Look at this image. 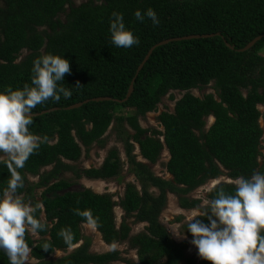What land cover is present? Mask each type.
Segmentation results:
<instances>
[{"label": "trees", "instance_id": "trees-1", "mask_svg": "<svg viewBox=\"0 0 264 264\" xmlns=\"http://www.w3.org/2000/svg\"><path fill=\"white\" fill-rule=\"evenodd\" d=\"M77 1L0 0V91L30 84L32 61L45 53L64 56L71 70L62 86L72 95L49 99L32 110L31 115L42 114L32 118L30 126L42 142L18 169L22 187L15 195L32 206L41 203L44 209L43 214L36 213L43 229L36 236L26 233L32 255L39 264L119 262L118 251L90 252L91 241L81 231L90 225L107 246L127 243L136 252L137 264H207L188 257L187 244H177L159 219L169 194L180 197L182 210L191 211L200 200L188 196L207 184L264 172V159L259 163L263 132L258 110L264 106V0H89L76 6ZM149 7L159 17L158 26L147 18L138 22L133 15ZM113 11L123 13L139 45L124 49L111 43ZM206 35L213 37L173 41ZM259 37L263 38L252 49L240 52ZM168 40L136 75L150 49ZM24 51L27 54L18 62ZM132 83L133 93L123 102ZM210 85L215 95L200 99L191 94ZM175 92L182 97L173 113L159 115L162 131L141 128L139 120L155 112L167 95L175 101ZM97 98L111 101L92 102ZM85 101L79 109L66 111ZM209 118L214 122L206 129ZM112 124L138 187L126 185L117 202L88 189L71 193V184L60 176L72 173L90 181L119 177L122 164L116 149L108 152L99 168L77 171L69 165L83 153L88 155L94 145L103 147ZM134 145L144 163L133 155ZM164 150L169 154L165 169L171 180L155 177L149 167L157 164ZM46 168L50 171L41 173ZM12 171L6 160L0 162V192ZM28 177L39 181L31 185ZM221 188L228 194L234 191L231 183L220 182L208 198ZM35 189H43L38 201ZM117 207L125 215L120 224L114 215ZM128 220L144 225L143 231L133 235ZM185 236L191 240L190 234ZM56 252L65 256L52 259ZM0 264H9L3 250Z\"/></svg>", "mask_w": 264, "mask_h": 264}, {"label": "clouds", "instance_id": "clouds-1", "mask_svg": "<svg viewBox=\"0 0 264 264\" xmlns=\"http://www.w3.org/2000/svg\"><path fill=\"white\" fill-rule=\"evenodd\" d=\"M133 15L141 23L146 18L154 26L160 23L150 7L143 12L137 9ZM108 31L116 47L128 49L140 43L139 37L126 27L123 13L112 12ZM66 74H71L69 61L64 56L45 53L32 61L30 84L0 91V162L6 160L13 168L12 178L0 192V250L9 264H39L26 242V233L36 236L43 229L36 213L43 214L44 209L41 203L32 206L15 195L22 187L18 169L42 142L30 131L32 110L49 99L59 101L61 95H72L62 86ZM230 183L232 194L221 188L212 198L206 194L213 192L219 181L203 187L197 194L199 207L185 213L186 230L180 234L177 225L171 232L179 239L190 234V244L207 264H264V172L236 177Z\"/></svg>", "mask_w": 264, "mask_h": 264}, {"label": "rangeland", "instance_id": "rangeland-1", "mask_svg": "<svg viewBox=\"0 0 264 264\" xmlns=\"http://www.w3.org/2000/svg\"><path fill=\"white\" fill-rule=\"evenodd\" d=\"M89 0H80L75 3L76 6H79L83 3L88 2ZM1 6V2H0ZM62 22H64V15L60 17ZM27 53L24 51L22 52V55L18 58V62L21 61L24 56ZM191 94L194 97L202 99L206 95H215L214 90L212 89V85H210L207 88H203L201 90H194L191 92ZM174 95L175 101H170V96L167 95L165 98L162 99L161 103L157 106V110L153 113L147 114L144 118H141L139 120V125L143 129H156L158 131H162L161 126L158 122V117L163 112H169L173 113L175 102L178 101L182 97V93H172ZM259 112L262 115V118L259 121L260 128L262 129L263 135L260 140V146H261V155L262 157L259 158V163H263L264 159V106L258 107ZM214 120L212 118L207 119V127L208 129L212 124ZM128 129V128H127ZM130 132V130L128 129ZM104 146L100 147L98 145H94L88 155H85L83 153L82 158L77 163H69L72 167H74L77 171H83L88 170L91 168H99L105 158L107 157V154L110 150L116 149L119 153V157L122 164V169L120 172L119 177L108 180V181H90L85 178L76 179L75 176L72 173H67L59 177V180H66L71 184V187L69 191L71 193L75 192H81L83 190H90L95 194L99 195H110L112 196L113 200L116 202L119 201L124 193L125 187L128 184H133L136 187H138V182L135 178V176L130 172V166L128 164V159L125 156V151L123 144L118 141L117 133L115 131V125L112 124L109 128L108 132L103 137ZM133 155H136L138 158L136 159L139 162H143L141 158H139V150L138 146L134 145V153ZM169 160V154L166 150H164L160 156V159L158 160L157 164L151 166L149 165L152 173L155 177H159L166 180H171V177L167 174L165 169V164ZM50 171V168H46L42 170L43 172ZM39 179L38 177H28V183L31 185H36L38 183ZM219 182H230L225 178H220L218 180ZM216 181H213L206 186H212ZM205 187V186H204ZM203 188V187H202ZM198 189L197 191L193 192L188 196V199H197V194L202 189ZM139 190V188H138ZM43 192V189H35L34 198L38 201L40 198L41 193ZM152 193H156V190H151ZM208 194V193H207ZM206 194V195H207ZM22 198V196H21ZM179 196L177 195H167V205L165 209L162 211V214L160 216V224L167 230V232L170 234L171 238L177 243V244H187L186 249V255L190 258H193L196 260L197 263H200L201 261H204L200 259L197 255L196 249L190 244V240L186 239H179L176 236L173 235L171 230L174 226L179 225V228L177 231L180 234H183L182 227L185 223V213L190 211L182 210L179 203ZM29 204V201L26 202ZM114 215L116 217L117 224H120L122 219L125 217L124 213L119 209L118 207L114 209ZM43 219V217H42ZM180 221V222H178ZM128 223L132 229V234L135 235L141 231H143L144 225H134L133 220H128ZM81 231L84 237H87L91 241V248L90 252L93 254H104L111 251H118L121 255V260L119 262L113 263V264H129L134 263L137 264V256L136 252L129 249V246L127 243L123 244H117L115 246H107L102 241L101 235L95 230L94 227L83 225L81 227ZM65 256V253L56 252L53 255L52 259H58Z\"/></svg>", "mask_w": 264, "mask_h": 264}, {"label": "water", "instance_id": "water-1", "mask_svg": "<svg viewBox=\"0 0 264 264\" xmlns=\"http://www.w3.org/2000/svg\"><path fill=\"white\" fill-rule=\"evenodd\" d=\"M213 37V35H206V36H190V37H184V38H177V39H174L173 41H190V40H194V39H208V38H211ZM263 37H259V38H256L255 40H253L251 43H249L244 49L240 50V52H247L249 51L250 49H252L259 41H261ZM170 41H163L157 45H155L154 47H152L150 49V51L148 52V54L146 55V57L144 58L143 62L140 64L138 70H137V74H139V72L142 70L143 66L145 65V63L148 61L150 55L152 54V52L157 48V47H160V46H164L166 44H168ZM133 93V83L130 85V88L128 90V93H127V96H126V99L123 101V102H126L131 94ZM111 99L109 98H97V99H93L92 102H95V103H102V102H110ZM88 101H85L84 103H80V104H76V105H73L69 108L66 109V111H73V110H77L79 109L80 107H82L84 104H87ZM54 110H51V111H48V113L50 112H53ZM42 114H38V115H32V118H35V117H39L41 116ZM213 119V118H212ZM214 120V119H213ZM144 163V162H142ZM220 183V182H219ZM226 183H230V182H226Z\"/></svg>", "mask_w": 264, "mask_h": 264}, {"label": "crops", "instance_id": "crops-1", "mask_svg": "<svg viewBox=\"0 0 264 264\" xmlns=\"http://www.w3.org/2000/svg\"><path fill=\"white\" fill-rule=\"evenodd\" d=\"M88 226H90V225H88ZM93 227V226H92Z\"/></svg>", "mask_w": 264, "mask_h": 264}]
</instances>
